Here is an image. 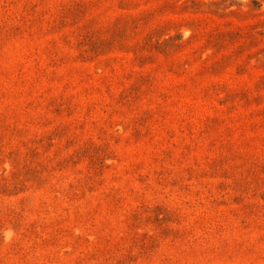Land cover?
Listing matches in <instances>:
<instances>
[{
    "label": "rangeland",
    "instance_id": "374dc122",
    "mask_svg": "<svg viewBox=\"0 0 264 264\" xmlns=\"http://www.w3.org/2000/svg\"><path fill=\"white\" fill-rule=\"evenodd\" d=\"M0 264H264V0H0Z\"/></svg>",
    "mask_w": 264,
    "mask_h": 264
}]
</instances>
